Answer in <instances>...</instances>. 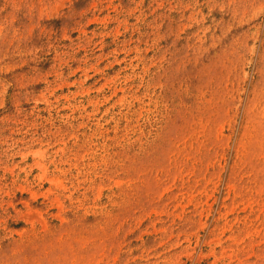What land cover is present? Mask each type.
I'll list each match as a JSON object with an SVG mask.
<instances>
[{
    "label": "rangeland",
    "instance_id": "1",
    "mask_svg": "<svg viewBox=\"0 0 264 264\" xmlns=\"http://www.w3.org/2000/svg\"><path fill=\"white\" fill-rule=\"evenodd\" d=\"M0 264H264V0H0Z\"/></svg>",
    "mask_w": 264,
    "mask_h": 264
}]
</instances>
